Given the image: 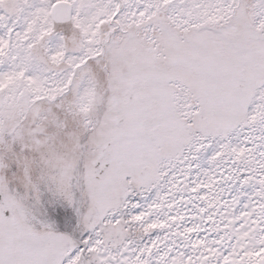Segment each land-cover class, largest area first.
Masks as SVG:
<instances>
[{"label": "snow or ice", "instance_id": "1", "mask_svg": "<svg viewBox=\"0 0 264 264\" xmlns=\"http://www.w3.org/2000/svg\"><path fill=\"white\" fill-rule=\"evenodd\" d=\"M0 264H264V0H0Z\"/></svg>", "mask_w": 264, "mask_h": 264}]
</instances>
